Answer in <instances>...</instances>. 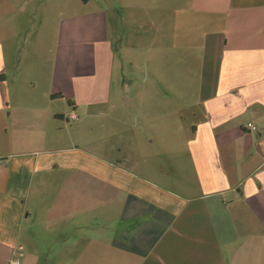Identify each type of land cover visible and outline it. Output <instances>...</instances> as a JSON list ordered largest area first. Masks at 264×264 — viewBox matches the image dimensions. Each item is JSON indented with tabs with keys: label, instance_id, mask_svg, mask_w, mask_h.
Wrapping results in <instances>:
<instances>
[{
	"label": "crops",
	"instance_id": "obj_1",
	"mask_svg": "<svg viewBox=\"0 0 264 264\" xmlns=\"http://www.w3.org/2000/svg\"><path fill=\"white\" fill-rule=\"evenodd\" d=\"M180 1L170 79L191 48L201 62L188 123L158 116L162 85L147 118L111 101L108 10L0 0V264H264V0Z\"/></svg>",
	"mask_w": 264,
	"mask_h": 264
},
{
	"label": "rangeland",
	"instance_id": "obj_2",
	"mask_svg": "<svg viewBox=\"0 0 264 264\" xmlns=\"http://www.w3.org/2000/svg\"><path fill=\"white\" fill-rule=\"evenodd\" d=\"M76 6L77 14L100 11L104 8L109 11L112 22L116 23L115 29L110 31L111 38L114 39L113 52L115 53L114 94L111 101L116 104H126V108H128V110H124L126 118L135 120L137 114L147 118L148 111L146 109L141 112L136 109L138 102L145 100L143 103L149 104V91L156 92V86H164V89H174L175 93L173 98L169 97V94L160 93V90L154 95L158 105V116L164 117L166 112H170L168 118L184 119L187 123L195 119L191 109L186 106H194L198 99L196 89L197 75L199 76V74L197 73L201 62L197 59L199 57L197 52H193L192 48L191 52H188L189 79H181L176 71L174 79L169 77L170 54L172 53V58L180 56L177 49L171 47L175 40L174 30L182 16L177 11L182 6L180 0H112L111 3L106 0H77ZM58 16L63 18L65 15H56V17ZM184 19H187L191 24L196 23L191 14H185ZM156 29L159 33L156 32ZM153 38L157 41L158 52L156 65L153 66L151 72L149 49L151 50ZM98 50L103 52L100 46ZM125 80L126 87L123 83ZM187 80L189 90L180 93L183 81ZM156 81L159 85L156 84ZM153 85L155 86L153 87ZM143 88L147 91L145 95L139 93V90ZM165 106L168 107V111L164 108ZM162 108L164 109L161 111ZM116 113L114 111L113 115ZM9 114L10 112L7 111L3 118L4 121L7 120ZM9 129L5 122L0 126V135L2 136L0 140L4 145L10 143V138L7 137L9 134H5ZM77 132L79 131H75V133ZM13 137L15 138V135ZM170 159L164 158L163 163L168 164ZM172 177L179 179L177 173H173Z\"/></svg>",
	"mask_w": 264,
	"mask_h": 264
},
{
	"label": "built area",
	"instance_id": "obj_3",
	"mask_svg": "<svg viewBox=\"0 0 264 264\" xmlns=\"http://www.w3.org/2000/svg\"><path fill=\"white\" fill-rule=\"evenodd\" d=\"M73 118L75 119L76 116L73 115ZM250 128L254 129L255 130V127L252 125V124H249L248 125ZM9 264H22L21 260L20 259H12Z\"/></svg>",
	"mask_w": 264,
	"mask_h": 264
}]
</instances>
